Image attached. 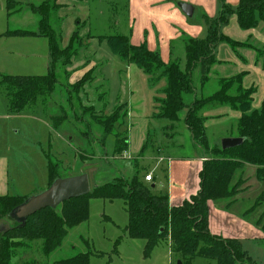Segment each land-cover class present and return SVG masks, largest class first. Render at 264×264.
Returning <instances> with one entry per match:
<instances>
[{
    "label": "rangeland",
    "instance_id": "rangeland-1",
    "mask_svg": "<svg viewBox=\"0 0 264 264\" xmlns=\"http://www.w3.org/2000/svg\"><path fill=\"white\" fill-rule=\"evenodd\" d=\"M231 1L226 3L231 5ZM13 3L7 11V0H0V81L8 76L48 75L53 63L48 38H17L7 34L19 31L41 36L52 34L59 41L61 53L66 58H60L53 64L52 76L58 81L53 93L17 114L9 112L8 100L0 89V153L4 154L10 145L23 167L20 168L23 174L30 170L32 183H42L45 176L40 171L41 157L43 152L50 151L54 173L59 178L87 174L91 193L117 178L131 180L140 170L139 176L143 177L141 180L146 186L155 184L159 195H168V163H165V168L152 172L153 167L149 168L152 160L139 159L142 147L146 145L149 152L160 146L164 152L161 156L168 162L176 157L180 158L178 161L202 157L204 153L196 146L184 124L187 109L181 111L180 122L174 124L172 131L167 129L169 122L157 120L158 113L155 112L154 117L151 115L153 108L146 101L145 90L158 89V105L154 111L159 112V101L164 99L162 90L165 87L161 71L147 80L148 84L144 86L140 79L144 72L114 54L109 40L124 36L130 38L133 45H150L166 62H179L184 69V40L207 37L203 15L218 17L221 10L219 0H13ZM45 3L48 8L37 13L35 9ZM180 3L194 5L195 15L192 18L185 16ZM232 25L235 23L225 30L229 36H234ZM68 48L69 51H64ZM66 61L69 62L67 66L64 65ZM224 72V67H216L211 80H218ZM193 79L200 88V70L194 71ZM218 90L217 81H213L207 85L206 93L211 95ZM144 96L147 107L137 106L135 101ZM185 101L189 104L190 99L187 97ZM262 104L256 109L258 104L254 105L253 97V110H260ZM114 115L120 116L114 135L120 134L129 140L127 155L122 157L114 155V135L103 141L106 135L101 123ZM237 128L238 123L226 121L218 126L209 125L207 137L210 144L220 147L224 139L236 138ZM174 137L175 143L171 145L170 138ZM212 157L210 152L206 158ZM14 164L12 158L11 176L18 173L15 169L18 166ZM147 168L148 171L145 170ZM255 170L250 165L239 169L232 184L239 181L236 187L238 195L213 203L212 211L217 214V221L225 218L229 222L227 219H231L235 234L247 235L253 231L248 229L250 225L259 232L257 239L236 240L256 264H264V183L258 180ZM149 172L155 179L151 185L145 181ZM36 188L35 195L45 190ZM88 205V221L69 230L61 247L47 260L40 253L41 242H37L31 244V253L14 259V262L33 259L53 264L88 252L90 264L183 263L182 257L166 241L161 242L149 258L144 257L145 241L132 239L127 234L128 213L124 201L91 197ZM3 221L10 224L9 227L16 225L11 218ZM258 221H261L260 226ZM192 264L217 263L196 258Z\"/></svg>",
    "mask_w": 264,
    "mask_h": 264
},
{
    "label": "trees",
    "instance_id": "trees-1",
    "mask_svg": "<svg viewBox=\"0 0 264 264\" xmlns=\"http://www.w3.org/2000/svg\"><path fill=\"white\" fill-rule=\"evenodd\" d=\"M226 1L219 0L222 10L218 18L206 19V39L184 40V69L179 62L164 63L160 54L148 49L146 44L133 45L130 38L124 36L109 40L114 54L143 71L150 80L161 71V80L165 82L162 90L164 99L159 101L160 108L156 118L161 122H169L168 130H173L174 124L180 122L181 111L187 109L184 124L206 159L199 174L200 187L197 194L185 200L181 206L172 207L169 197L157 195L152 186H146L139 176L141 171L137 170L131 180L117 178L97 187L85 197L65 202L60 209H44L29 217L24 225L16 222L14 227L1 232L0 264H43L33 259L20 262H14V259L31 253V244L41 242L40 253L47 260L61 247L69 230L88 221V199L91 197L125 202L128 213L127 234L132 239L145 241V258H149L154 249L166 241L171 244L173 251L182 257V264H192L196 258L213 260L217 264H256L239 240L225 239L210 232L209 204L230 200L238 195L236 187L239 181L235 185L232 184L235 182L237 171L244 165L255 167L258 180L264 183V102L260 110L252 109L255 90L244 89L241 76L220 79L217 92L206 98L191 100L196 94L194 71L198 67L202 69V85L205 86L210 78L211 68L216 64V48L224 43L232 47L240 45L222 32V28L230 23L231 18L235 16L239 27L245 31L255 29L264 21V0H239L235 9ZM12 5L13 0H8V11ZM45 8H48L47 3L35 11L40 14L39 11ZM7 35L17 38H48L53 60L48 75L8 76L0 81V89L8 100L9 112L17 114L53 93L58 82L56 77L52 76L53 64L60 58H66V55H62L59 41L55 40L52 34L41 36L19 31ZM64 51H69V48ZM64 65H69V62L66 61ZM187 97L190 99L189 104L185 101ZM222 106H228L242 114L238 122L237 137L242 138L244 142L234 149L223 150L221 146H213L207 137L204 112ZM119 117L108 116L102 120L101 127L106 135L104 142L108 136L114 135ZM114 136V155L122 157L129 150L128 138L120 134ZM210 152L214 157L208 160L206 157ZM49 174L51 186L59 178L51 163ZM26 200L27 198L17 196H1L0 222L10 218L11 213ZM257 225L260 226L261 221H258ZM262 231L264 232V225ZM16 239L20 241H15ZM53 264H90V255L88 252L78 254Z\"/></svg>",
    "mask_w": 264,
    "mask_h": 264
},
{
    "label": "crops",
    "instance_id": "crops-1",
    "mask_svg": "<svg viewBox=\"0 0 264 264\" xmlns=\"http://www.w3.org/2000/svg\"><path fill=\"white\" fill-rule=\"evenodd\" d=\"M238 3H239V0L237 1L232 0L230 3L231 4L230 6L235 9ZM194 9H195L194 11V15H195L196 7ZM6 10L8 11V0H7ZM221 10H222V6H221ZM221 10H220V14H221ZM174 11L175 10H173V12ZM203 16L205 19V23L207 25L206 19L209 18V16L207 15L206 16L203 15ZM216 18H213L211 16V18L209 19H216ZM232 23H235V25H232L234 36H229L225 33V30ZM207 29H208V25H207ZM222 32L228 38H230L234 42L239 43L240 45L238 47H232L229 44L224 43V44H220L216 48L215 54H214L216 64L211 68L210 76L216 67H221V68L224 67L225 72L222 77L218 78V80H211V77H210L209 80L206 82V85L203 86L202 85V76H203L202 69L198 67L195 70V71L200 70L201 72V86L199 88L196 84H194L196 88V94L194 95V99H202V98H206L212 95V94L208 95L206 93L207 85L210 84V82L217 81V84L219 87L220 79L241 76L243 88L246 90H249V89L255 90V94L253 97H254V105L258 104L256 105L257 106L256 109H257L260 107V105L262 104V101L264 100V21H261L260 24L255 29L245 31L239 27L237 18L233 16L230 20V23L227 26L222 28ZM195 35L196 34H194L193 37H195ZM207 36H208V31H207ZM33 38H36V37H33ZM187 39H191V38H187ZM192 39H197V38H192ZM167 43L168 42H166V44ZM136 46H139V45L137 44ZM147 47L151 51L156 52L155 50L156 48L150 45ZM161 58L164 61V63L170 64V62H166L163 59V57ZM184 60H186V58ZM231 67L233 68L231 69V72H229ZM226 73H229V74H226ZM131 74H132V71H131ZM226 75H229V76H226ZM140 76H141L140 79L143 81V85L144 86L147 85L148 84L147 80H150V77L146 75L145 73ZM193 76H194V73H193ZM157 91L158 89L155 87L145 90V95L147 94L146 101H148V103H151L152 108H153V110L151 109V112L153 113L150 112L153 117H154L155 112L158 113V110L154 111L156 105H158L157 100L159 97H158ZM160 98H162V95L160 96ZM142 99H139L138 101L136 100L135 101L137 102L136 105L139 107H143L142 105H144V107H147L148 103L144 101L145 96ZM241 115L242 114L240 112L233 110L228 106H222L216 109L206 110L203 115L206 118V122H205L206 132H207L209 125L218 126L220 124H223L224 121L234 122L237 125L239 119L241 118ZM164 137L166 139L168 138L165 135V132H164ZM170 139H171L170 142L172 143L171 145H174L175 137L174 139L172 138ZM144 147L145 145L140 150L139 159L140 160L144 159L145 161L146 159H151L152 166H149V168L153 167L152 172L153 171L156 172L157 170H160L161 168L162 169L165 168L164 167L165 163L166 162L168 163L169 194L167 196L170 199V206L172 207L181 206L185 200L197 194V192L199 191V187H200L199 174L202 169L203 162L206 160L205 156H202V157L197 156L195 158L185 159L183 161H178V159L180 158L176 157V158L170 159L171 161L168 162L161 156L164 154V152L160 146L156 148V151L152 150L149 152H148L149 149L147 150ZM126 155H127V152H126ZM12 158L14 159V163H15L14 166L15 167L18 166L15 168L18 171V173L15 176L14 175L11 176ZM41 159H42V163H40V166H41L40 171L41 173H44V176L46 178L45 177L42 178V183L37 184L36 181L32 183L30 170L26 171V174H23V169H20L22 165L18 163V159L16 157V154L14 153L13 148H11L10 145H8L4 154L0 153V197L1 196H17V197L22 196V197L28 198L36 194V191H37L36 187H41L45 190L48 189L50 186V176H49L50 174H49V167H48V163L49 162L51 163L50 151L48 153L43 152ZM145 170L148 171V168ZM149 173L152 174L151 172ZM77 175L79 176L78 173ZM141 178L143 177L141 176ZM152 183H148V184L151 185ZM152 187L154 188V192L157 195H159L160 192L157 190V186L154 184L152 185ZM213 203L211 202L209 204V211H210L209 216H211V219H209V230L213 235L224 237L225 239H236L237 238L240 241H243V239H248V240L257 239L256 236L259 235V232L255 231L252 225H250V228L248 229H250L251 231L253 230V231L249 232L247 235L242 236V234L241 235L235 234V232L232 230V227H233L232 225H234V223L231 219H227L229 222H226L225 218L223 219V221H221V219L217 221L216 220L217 214H215L214 211H212L213 205H214ZM12 222H15L16 224V221H14L13 219H12ZM9 226L10 224L4 221L0 222V233L6 230ZM240 237H245V238H240Z\"/></svg>",
    "mask_w": 264,
    "mask_h": 264
},
{
    "label": "water",
    "instance_id": "water-1",
    "mask_svg": "<svg viewBox=\"0 0 264 264\" xmlns=\"http://www.w3.org/2000/svg\"><path fill=\"white\" fill-rule=\"evenodd\" d=\"M179 7L185 16L192 18L194 16V7L190 4L180 3ZM242 138H226L222 141L223 150L234 149L242 145ZM91 193L89 178L87 174L75 177L59 178L52 185L17 207L10 215V218L20 224H25L29 217L47 209H57L65 202L72 199L85 197ZM181 264V262H179Z\"/></svg>",
    "mask_w": 264,
    "mask_h": 264
},
{
    "label": "built area",
    "instance_id": "built-area-1",
    "mask_svg": "<svg viewBox=\"0 0 264 264\" xmlns=\"http://www.w3.org/2000/svg\"><path fill=\"white\" fill-rule=\"evenodd\" d=\"M123 156H126V154L123 155ZM145 181H146L147 183H152V182L154 181V178H153L152 174H148V175L145 177Z\"/></svg>",
    "mask_w": 264,
    "mask_h": 264
}]
</instances>
